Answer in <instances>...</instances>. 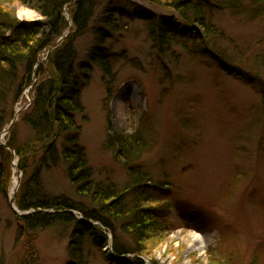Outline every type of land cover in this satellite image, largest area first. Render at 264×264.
Here are the masks:
<instances>
[{"label": "rangeland", "instance_id": "rangeland-1", "mask_svg": "<svg viewBox=\"0 0 264 264\" xmlns=\"http://www.w3.org/2000/svg\"><path fill=\"white\" fill-rule=\"evenodd\" d=\"M36 1L0 0V13L38 25L43 18L33 9ZM210 2L201 10L221 34L213 47L233 64L235 73L226 72L205 53L191 54L193 35L176 36L178 42L173 41L168 51L158 50L148 35L146 17L148 13L155 20L180 17L169 1L96 0L87 29L74 38L77 58L66 84L69 89L73 80L80 82L76 88L81 110L71 114L74 125L67 127V133L49 137L46 146L53 147V158L34 154L37 145L27 150L38 133L25 122L33 109L35 87L46 75L42 69L37 76L35 69L53 47L41 51L31 77L19 66L17 77L25 78L26 84L16 99L10 90L5 95L0 143L26 144L21 157L26 168L14 169L8 189L0 193V264H126L131 257L121 255L119 263L113 262L99 248L102 242L113 247L110 236L104 237L108 231L94 226L100 244L85 231L78 245L83 260L72 259L70 243L78 230L74 223L23 224L20 215L54 211L20 210L16 198L24 184L38 190L35 203L65 198L85 211L97 209L94 186L123 191L125 203L131 202L137 188L146 190L148 198L142 199V205L154 218L149 223L154 229L139 245L143 252L138 259L144 264H264V14L251 0ZM70 4L64 9L69 27L55 44L73 32ZM122 9L129 16L122 17ZM25 10L29 16L21 14ZM109 15L115 31L101 24ZM195 28L204 31L198 24ZM98 45L103 53L115 54L109 62L111 77L104 78L88 60ZM82 65L89 67L86 76L78 68ZM66 135L84 154L87 181L92 184L85 192L76 190L67 176L62 151ZM121 137L129 141L127 152ZM133 172L144 179L142 187L132 188ZM69 211L74 218L84 219L78 210ZM105 218L112 224L116 242L132 247L119 220ZM191 230L201 235L203 253L187 250Z\"/></svg>", "mask_w": 264, "mask_h": 264}, {"label": "trees", "instance_id": "trees-1", "mask_svg": "<svg viewBox=\"0 0 264 264\" xmlns=\"http://www.w3.org/2000/svg\"><path fill=\"white\" fill-rule=\"evenodd\" d=\"M71 1L72 0H37L33 9L43 18L41 22H38V25L35 22L25 24L19 22L15 16L9 15V13H0V21L3 22L0 24V117L2 115L1 111H3L2 103L4 102L5 95L7 96V92L10 90L14 95V99H16L20 89L26 84L25 78L19 79L17 77L19 66L26 72L27 77H31L33 66L36 64L41 51L53 46L55 41L59 39L68 28L69 21L65 18L64 9ZM164 1H169L173 8L177 10L180 17L176 19L174 16L171 18L160 16L159 19L155 20L152 14L148 13V15H150L146 17L148 22V35L158 50L162 52L168 51L172 42L177 41L175 38L176 36L182 37L185 34L186 36L184 35L183 37L187 39V37L193 35V47H200L194 48V52L189 50L191 54L205 53L218 62L226 72L235 73L233 70L234 66H232L233 64L230 65L229 61H226L224 56L221 54L218 55L219 53L215 51L213 41L220 40L221 34H219L217 30H214L213 25L208 20H205L204 10H201L202 5L209 6L212 0H194L195 5L189 4L191 0ZM95 3L96 0H74L71 2L68 12L73 32L68 34L56 45L47 55L43 62L44 64L39 65L35 69L37 76L40 75L42 69L46 70V75L45 78L44 76L41 78L40 83L35 87L36 96L33 109L31 114L25 118L27 125L38 133L35 138V143L27 144L30 146L27 150H31L32 147L37 145L39 149L33 148V153H41L42 159L47 155L52 158L54 156V149L50 147L51 144L46 146L49 137L52 134L67 133L69 130L68 128L74 125L73 116L71 114L77 112L76 110H81V105L78 100L80 90H77L81 85L80 82L77 85L76 81L73 80L69 89H67L68 86L66 84L69 80L68 78L74 73L73 65L77 58L73 42L74 38L87 29L89 22L94 16ZM250 4L257 7L256 9H260L262 14H264V0H251ZM119 13L122 14V17L129 16V13L125 12L123 9L119 10ZM111 19L112 17L109 15L101 24L115 31L113 29L115 23H112ZM197 24L203 27L204 31L202 33L195 28ZM7 31H9L8 35H6ZM180 45L186 48V43H181ZM209 47L210 51L208 50ZM114 58L115 54L108 53L107 51L103 53L102 46L98 45L89 52L88 60L98 66L105 78L106 76L111 77L112 75L109 62ZM78 68L85 76L86 74L84 72H89V67H84V65ZM85 76H83V80H88ZM249 81L250 80L247 82ZM47 112L49 116H47ZM3 126L4 125L0 122V132ZM73 131L75 132L76 130ZM65 138L66 142H64L65 144L62 151L67 161V176L76 190L84 188L86 190L82 189V192H85L91 188L92 184L88 182L89 180L87 181L89 169L85 165L84 154L72 137V139L68 140L66 135ZM119 141L121 146L128 148L125 149L127 152V150H129V141L122 137ZM7 145L14 149L19 158V169L24 171L26 165H23V158L21 157L24 153L23 148H26L27 145L25 144L19 147L15 146L14 142L12 144L11 141H8ZM66 145L68 148L71 147V149H66ZM121 148L122 147L119 149ZM11 159V153L0 145V193H5L10 184L12 173ZM127 169L131 171V167L128 166ZM132 176H134L132 188L142 187L141 184H145L144 181H142L144 179L141 178L142 176H140L139 173L133 172ZM19 189L21 193L16 198V205L20 210L30 208H49L54 210L53 213L34 211L30 214L20 215V219L25 226L34 227L50 225L51 222L56 220L71 221L75 224L78 230H75L72 234L75 240L70 243V246L73 244L70 254L73 257H77L78 262H80L78 258L82 257L80 252L81 247L78 245L82 244V241H84V237L86 236L84 234L85 231L90 233L91 236H93L92 238H94L93 240L99 243V237H97L99 232L96 231V236H94L92 229H97L89 224V218L100 221L105 227H109L111 230H113L112 224L107 222L109 220L105 217L108 216L110 219L113 217L119 220L118 223L121 231H124L129 236L133 245L132 247L125 248L119 242L115 243L113 248L120 254L127 253V251L142 253L143 249H141L139 245L146 239V234L154 229L153 225L149 224L154 218L151 217L147 209L142 205V199L148 198V196H145L147 191L144 189L139 191L137 188V192H135L136 195L133 194L134 196L131 195L132 198L130 197L129 201L131 202L125 203L122 201L123 191L119 192L116 188L110 186L102 189L94 186L92 197L97 209L89 211L75 206L71 201L65 198L55 199L53 202L45 204L40 203L43 201H40L38 198L40 202L35 203L38 190L32 187L28 188L25 184ZM71 209L78 210L82 213L84 219L78 220L74 218L69 211ZM59 210L63 211L59 212ZM128 259L127 263L133 262L134 264H142L141 260L138 258Z\"/></svg>", "mask_w": 264, "mask_h": 264}, {"label": "bare ground", "instance_id": "bare-ground-1", "mask_svg": "<svg viewBox=\"0 0 264 264\" xmlns=\"http://www.w3.org/2000/svg\"><path fill=\"white\" fill-rule=\"evenodd\" d=\"M21 14H23V15H25V16H29L30 15V12L29 11H21ZM55 45V44H54ZM51 47H53V46H51ZM3 144H5V142L3 143ZM8 147H10V146H8ZM5 150H8V151H14V149L13 148H4ZM16 169H18L20 172L22 171L21 169H19V158H17L16 159ZM72 210H74V209H72ZM77 210H75L74 212H76ZM79 214V213H78ZM71 215H73V214H71ZM81 215V214H80ZM75 216V215H74ZM81 217H83V215H81ZM78 220H80V219H78ZM81 220H83V219H81ZM89 221V224L90 225H92L93 227L94 226H96V227H98V228H101V230L103 231V230H107L108 232H106L105 234H104V237H105V235H109L110 236V238H109V244H111L112 246L113 245H115V243H117L116 242V235L114 236V234H113V231H111V229H109L108 230V228L107 227H105L100 221H98V220H96V219H93V218H89L88 219ZM96 220V221H95ZM68 223H72L71 221L69 222V221H67ZM93 234H95V232H92ZM100 233V232H99ZM188 244H187V250L188 251H193V250H197V251H199V252H201V253H203V250H204V242H203V240H202V238H201V235L199 234V233H197V232H195V231H188ZM73 236V235H72ZM114 236V237H113ZM107 238V237H106ZM108 239V238H107ZM74 241V240H73ZM107 245H108V243H104V242H102V244L101 245H99L100 247V249L102 248V250L104 251V252H106L107 253V256H109V257H111V259H112V261L113 262H118V259H117V257L118 256H121V255H131V257H130V259L131 258H138L140 255H142L141 253H132L131 251H127V253H124V254H120V253H117L115 250H114V248L112 247V248H108L107 247ZM69 256H72V255H69ZM75 256H77V255H75ZM133 256V257H132ZM72 259L74 258V259H76L77 260V257H71ZM79 260H83V258L81 257V258H78ZM128 259V258H127ZM130 259H128V260H130ZM142 262V261H141ZM80 263V262H79ZM119 263V262H118ZM69 264H73L72 262H69ZM82 264V263H81ZM129 264H134L133 262L132 263H129ZM142 264H144V263H142Z\"/></svg>", "mask_w": 264, "mask_h": 264}]
</instances>
